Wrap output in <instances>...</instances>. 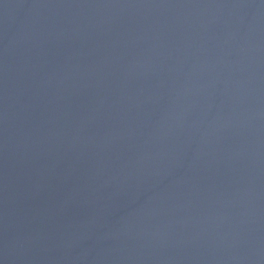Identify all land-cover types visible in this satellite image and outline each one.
I'll use <instances>...</instances> for the list:
<instances>
[{
  "label": "water",
  "instance_id": "obj_1",
  "mask_svg": "<svg viewBox=\"0 0 264 264\" xmlns=\"http://www.w3.org/2000/svg\"><path fill=\"white\" fill-rule=\"evenodd\" d=\"M0 264H264V0H0Z\"/></svg>",
  "mask_w": 264,
  "mask_h": 264
}]
</instances>
